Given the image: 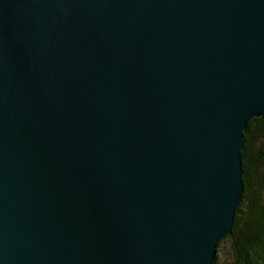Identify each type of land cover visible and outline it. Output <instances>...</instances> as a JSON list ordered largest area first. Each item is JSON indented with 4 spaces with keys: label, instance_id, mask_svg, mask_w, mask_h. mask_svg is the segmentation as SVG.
<instances>
[{
    "label": "water",
    "instance_id": "water-1",
    "mask_svg": "<svg viewBox=\"0 0 264 264\" xmlns=\"http://www.w3.org/2000/svg\"><path fill=\"white\" fill-rule=\"evenodd\" d=\"M264 113V0H0V264H213Z\"/></svg>",
    "mask_w": 264,
    "mask_h": 264
},
{
    "label": "trees",
    "instance_id": "trees-1",
    "mask_svg": "<svg viewBox=\"0 0 264 264\" xmlns=\"http://www.w3.org/2000/svg\"><path fill=\"white\" fill-rule=\"evenodd\" d=\"M241 153L243 191L230 236L231 264H264V113L252 118L243 131ZM217 263V251L213 264Z\"/></svg>",
    "mask_w": 264,
    "mask_h": 264
},
{
    "label": "rangeland",
    "instance_id": "rangeland-1",
    "mask_svg": "<svg viewBox=\"0 0 264 264\" xmlns=\"http://www.w3.org/2000/svg\"><path fill=\"white\" fill-rule=\"evenodd\" d=\"M232 258L229 240L224 238L220 241L218 246L216 264H231Z\"/></svg>",
    "mask_w": 264,
    "mask_h": 264
}]
</instances>
